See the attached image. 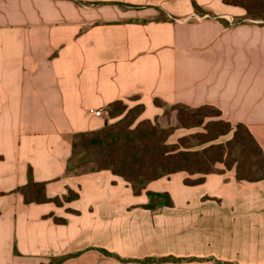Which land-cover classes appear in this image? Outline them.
<instances>
[{"label": "crops", "instance_id": "crops-1", "mask_svg": "<svg viewBox=\"0 0 264 264\" xmlns=\"http://www.w3.org/2000/svg\"><path fill=\"white\" fill-rule=\"evenodd\" d=\"M245 15L226 0H0V264H264V181L179 172L135 195L109 170L66 173L72 135L118 100L143 104L140 120L164 114L156 99L214 106L264 149V24ZM29 168L50 198H79L25 204ZM147 191L173 206L143 208ZM168 257L185 259L143 262Z\"/></svg>", "mask_w": 264, "mask_h": 264}, {"label": "trees", "instance_id": "trees-1", "mask_svg": "<svg viewBox=\"0 0 264 264\" xmlns=\"http://www.w3.org/2000/svg\"><path fill=\"white\" fill-rule=\"evenodd\" d=\"M226 3L245 9L244 19L264 24V0H226ZM193 6L197 12L201 11L196 2ZM154 102L164 109V115L176 113L175 126L164 127L158 118L140 120L145 111L143 104L129 107L122 100L115 101L107 107L108 118L101 129L72 135V153L66 173L80 175L109 170L129 183L135 195H141L150 182L179 172L205 176L235 170L238 181H264V149L245 124L225 121L221 110L210 105L194 108L184 104L168 105L159 99ZM110 119L118 120L112 123ZM196 128L203 131L182 136L176 143L170 142L178 129ZM225 137L227 139L222 141ZM204 180V177L188 178L184 182L194 186ZM46 188L47 183L35 181L33 170L29 168L27 183L18 187L16 192L23 196L25 204L54 203L63 206L79 198L78 193L71 189L62 197L50 198ZM147 196L149 202L143 208L150 211L173 206L168 193L147 191ZM55 221L66 223L64 219L55 218ZM103 252L111 255L105 250ZM67 257L54 258L48 264H61ZM184 259L146 258L143 262Z\"/></svg>", "mask_w": 264, "mask_h": 264}, {"label": "rangeland", "instance_id": "rangeland-1", "mask_svg": "<svg viewBox=\"0 0 264 264\" xmlns=\"http://www.w3.org/2000/svg\"><path fill=\"white\" fill-rule=\"evenodd\" d=\"M248 21H256V20H248ZM236 22H242V20H234V23ZM260 22V21H259ZM105 118H108V114L105 115ZM118 119H110V122H116ZM159 123L164 126V127H168V126H175L177 124V119H176V113L175 112H171L170 115H162L161 117L158 118ZM203 131L202 128H196V129H178L174 135L170 138V142L171 143H176L177 140L185 135L188 134H192L195 132H201ZM227 138H222L221 140L224 141ZM220 166V165H219Z\"/></svg>", "mask_w": 264, "mask_h": 264}, {"label": "built area", "instance_id": "built-area-1", "mask_svg": "<svg viewBox=\"0 0 264 264\" xmlns=\"http://www.w3.org/2000/svg\"><path fill=\"white\" fill-rule=\"evenodd\" d=\"M93 113L96 116H102L104 114V112L102 110H95Z\"/></svg>", "mask_w": 264, "mask_h": 264}]
</instances>
